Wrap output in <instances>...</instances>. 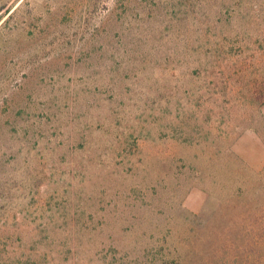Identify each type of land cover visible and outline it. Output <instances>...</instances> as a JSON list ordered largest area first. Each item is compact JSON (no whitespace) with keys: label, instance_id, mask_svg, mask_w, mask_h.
<instances>
[{"label":"rangeland","instance_id":"rangeland-1","mask_svg":"<svg viewBox=\"0 0 264 264\" xmlns=\"http://www.w3.org/2000/svg\"><path fill=\"white\" fill-rule=\"evenodd\" d=\"M262 229L264 0H0V264H264Z\"/></svg>","mask_w":264,"mask_h":264},{"label":"crops","instance_id":"crops-1","mask_svg":"<svg viewBox=\"0 0 264 264\" xmlns=\"http://www.w3.org/2000/svg\"><path fill=\"white\" fill-rule=\"evenodd\" d=\"M236 152L247 161L251 167L255 168V135H242L235 143Z\"/></svg>","mask_w":264,"mask_h":264},{"label":"trees","instance_id":"trees-1","mask_svg":"<svg viewBox=\"0 0 264 264\" xmlns=\"http://www.w3.org/2000/svg\"><path fill=\"white\" fill-rule=\"evenodd\" d=\"M261 233H264V229L261 230Z\"/></svg>","mask_w":264,"mask_h":264}]
</instances>
